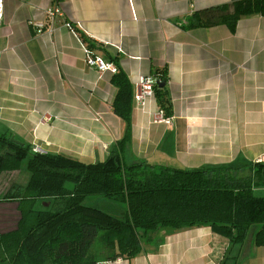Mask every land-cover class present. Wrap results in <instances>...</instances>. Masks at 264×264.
<instances>
[{"label":"crops","instance_id":"0c3cea01","mask_svg":"<svg viewBox=\"0 0 264 264\" xmlns=\"http://www.w3.org/2000/svg\"><path fill=\"white\" fill-rule=\"evenodd\" d=\"M230 1L1 0L0 133L85 164L105 160L123 137L125 123L111 108L113 74L87 66L62 26L67 21L128 80L124 159L182 170L235 168L238 176L250 170L258 175L253 195L264 197L261 172L247 166L264 163V13L240 17L232 32L185 28L192 12ZM54 5L61 17L51 33L35 34L31 24L47 27L44 10ZM162 68L168 124L152 120L162 111L154 96L141 108L133 101L138 77ZM0 206L11 214L10 204ZM98 264H264V242L254 246L250 235L230 246L208 227L161 230L134 258Z\"/></svg>","mask_w":264,"mask_h":264},{"label":"trees","instance_id":"16d2710c","mask_svg":"<svg viewBox=\"0 0 264 264\" xmlns=\"http://www.w3.org/2000/svg\"><path fill=\"white\" fill-rule=\"evenodd\" d=\"M262 13L264 0H231L192 12L185 28L222 25L232 32L240 17ZM86 46L91 51L89 42ZM152 77L153 96L167 117L165 69L155 70ZM110 83L115 88L112 112L125 123V131L101 162L85 164L61 155L35 153L0 133V177L16 174L23 160L28 174L24 184L12 182L0 196V204L11 205V214L0 210V221L10 216L14 220L10 228L0 231V264H98L132 259L142 243L151 242L161 230L192 227H208L230 246L241 245L255 227L252 243L261 246L264 197L252 193L257 185L253 177L258 175L248 170L238 176L237 169L228 167L182 170L144 161L126 164L131 89L118 68ZM247 166L257 167L264 180V163ZM88 196L112 200L124 210L117 217L84 206ZM37 201H49L50 209L35 210ZM94 241L96 250L91 249Z\"/></svg>","mask_w":264,"mask_h":264},{"label":"built area","instance_id":"2783aa9c","mask_svg":"<svg viewBox=\"0 0 264 264\" xmlns=\"http://www.w3.org/2000/svg\"><path fill=\"white\" fill-rule=\"evenodd\" d=\"M0 10H1V0H0ZM44 16L48 19L49 24L47 27L43 23L36 22L32 23L35 34H41L43 32L49 34L52 31V21L55 17H61V11L57 5L48 7L44 10ZM62 26L66 29L74 38H76L80 44L82 49L85 62L88 67L94 68L96 72L103 73L108 72L110 74H114L116 72V68L110 62H104L98 56L94 55L86 46V44L81 40L80 35H78L77 30L79 27L77 25H72L70 22H63ZM155 79L151 76H140L137 79V83L135 84V91L133 94V101L137 108H141L145 105V102L153 97L152 85L154 84ZM47 120V118H44ZM152 120L154 122L168 124L169 118L164 117L162 111H157L152 114ZM32 152L35 153H43L42 150L36 146H32Z\"/></svg>","mask_w":264,"mask_h":264},{"label":"rangeland","instance_id":"374dc122","mask_svg":"<svg viewBox=\"0 0 264 264\" xmlns=\"http://www.w3.org/2000/svg\"><path fill=\"white\" fill-rule=\"evenodd\" d=\"M131 161H129L125 157V163L129 164ZM241 175V174H240ZM27 171L25 169V160H23L20 164V168L18 172L13 173H6L4 175H1L0 177V196L1 194L6 190V188L9 186L10 183L15 182L17 184H24L27 180ZM67 187H70L68 185ZM45 202V203H44ZM50 202L49 201H37L34 205L35 210H40V211H45L50 209ZM82 204L87 207H93L98 210H101L102 212H106L108 214H111L112 216H117L119 217L121 212L124 210V206L122 204H119L117 202H114L112 200L102 198L100 196H88L85 197ZM8 221H14L12 217L5 218L3 223H0V229L5 230L10 228L13 225V222L11 224H8ZM256 230L255 227H251L248 231L246 240L252 235V233ZM97 248V243L96 241L93 242L91 249L96 250Z\"/></svg>","mask_w":264,"mask_h":264},{"label":"water","instance_id":"95a60500","mask_svg":"<svg viewBox=\"0 0 264 264\" xmlns=\"http://www.w3.org/2000/svg\"><path fill=\"white\" fill-rule=\"evenodd\" d=\"M10 140H11V141H14V142H16V141H15V140H13L11 137H10ZM16 143H18V142H16ZM19 144H20V143H19Z\"/></svg>","mask_w":264,"mask_h":264}]
</instances>
